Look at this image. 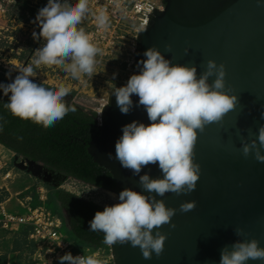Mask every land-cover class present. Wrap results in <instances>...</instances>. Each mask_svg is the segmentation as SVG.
Returning a JSON list of instances; mask_svg holds the SVG:
<instances>
[{
	"label": "clouds",
	"instance_id": "9594fccd",
	"mask_svg": "<svg viewBox=\"0 0 264 264\" xmlns=\"http://www.w3.org/2000/svg\"><path fill=\"white\" fill-rule=\"evenodd\" d=\"M89 16L98 30L109 29L107 9L94 12L90 0H47V5L39 9L36 22L40 32H33V38H43V45L35 51L31 64L19 69L11 83H0V91L8 97L4 103L8 112L48 127L76 111L65 101L70 87L64 84L45 87L33 78L37 75L35 68L41 65L62 67L74 80L93 77L102 50L80 26ZM165 47L171 51L170 44ZM143 55L146 59L139 62L142 65L139 73L131 75L126 85L115 88L112 94L122 114L132 110L131 97L138 96L136 106H143L151 123L133 121L123 126L122 136L115 144V156L109 153L108 158H115L121 167L138 176L140 187L147 195L125 188L119 193L117 203L95 213L89 221V231L102 232L103 243L109 247L129 243L138 246L143 258L151 260L153 253L159 257L164 251L167 236L159 229L165 224L174 228L171 221L177 212L157 197L166 193L187 195L196 189L201 174L200 165L194 161L197 130L203 132L207 125L220 122L239 101L237 95L225 90L226 70L222 63L208 60L206 70L198 76L196 66L174 64L155 46ZM6 75L10 77L11 73ZM210 77H215L211 83ZM261 116L264 118V113ZM258 141L259 147L256 139L250 143L242 140L241 152L245 158L254 152L255 159L264 162L261 152L264 125L258 129ZM149 164L158 166L162 178L140 174ZM195 207V200L185 201L179 211L187 213ZM234 232L237 237L245 235L239 227ZM250 260L264 264V247L257 239H237L222 249L219 264H248ZM59 261L60 264H102L95 255L73 256L71 252L59 257Z\"/></svg>",
	"mask_w": 264,
	"mask_h": 264
},
{
	"label": "water",
	"instance_id": "95a60500",
	"mask_svg": "<svg viewBox=\"0 0 264 264\" xmlns=\"http://www.w3.org/2000/svg\"><path fill=\"white\" fill-rule=\"evenodd\" d=\"M164 1L165 9L155 11L139 32L135 51L139 69V62L146 59L144 52L153 46L174 64L196 66L198 76L206 70L207 61L214 60L225 65V90L237 95L239 102L220 122L207 125L203 132L197 130L194 161L201 174L196 189L187 195L157 197L177 209L171 221L175 227L165 224L159 229L167 236L163 253L159 257L153 253L146 260L140 248L129 243L114 244L113 255L116 264H219L222 249L237 239H257L264 247V162H258L254 152L247 158L241 152L242 140L256 139L259 147L258 129L264 125V0ZM169 44L171 51L165 47ZM214 79L210 77L209 82ZM131 98L132 110L122 114L111 93L99 118L101 132L91 140L89 152L121 190L130 188L147 195L138 176L108 158L109 153L115 156L123 126L133 121L151 123L143 106H136L138 96ZM14 165L48 182L61 185L63 180L54 169L32 158L17 155ZM145 173L162 178L157 165L145 166L140 174ZM64 178L119 196L114 190L65 174ZM192 200L196 201L193 210L179 211L181 203ZM237 227L244 230V236L235 235ZM248 264L261 262L250 260Z\"/></svg>",
	"mask_w": 264,
	"mask_h": 264
},
{
	"label": "rangeland",
	"instance_id": "374dc122",
	"mask_svg": "<svg viewBox=\"0 0 264 264\" xmlns=\"http://www.w3.org/2000/svg\"><path fill=\"white\" fill-rule=\"evenodd\" d=\"M43 7L45 5L42 0H24L19 3L0 0V83H11L19 74V69L31 64L35 57V51L43 45V38H33V32L37 34L40 32L36 16L39 9ZM80 26L88 34L87 21L84 20ZM138 35L134 30L132 33H126L125 42L116 47L114 51L108 50L106 45L94 42L89 36L92 42L102 50V54L97 56L95 72L91 78L83 77L80 80H74L70 74L63 71L62 67L41 65L39 68H35L37 75L33 79L45 87H57L60 84L70 87V94L65 97V100L73 103V100L76 99L91 112H94L92 109L96 110L99 105L109 101L115 88L126 85L130 78L129 75L135 67L131 65V62L134 55L135 39ZM9 72L11 73L10 77L6 75ZM81 104L79 105L82 106ZM4 150V155L10 156L9 158L13 162L9 167L13 177L3 181L2 175L5 170L1 171L0 184L10 188V191L2 192V197L5 196L6 200H9L7 207L11 212H25L20 200L30 197L34 204H44L51 211L54 210L62 218L64 229H68L69 215L61 209L60 203L53 199L52 194L55 190L70 191L104 207L118 202L117 195L65 179L64 174L57 171L56 175H61L63 179L61 185H58L57 181L48 182L43 178L36 177L14 165V157L18 154ZM14 252L18 264H40V261L34 258L36 252L34 244L27 238L13 233L4 235V232L0 230V255L7 256ZM0 264H4V260L1 259Z\"/></svg>",
	"mask_w": 264,
	"mask_h": 264
},
{
	"label": "trees",
	"instance_id": "16d2710c",
	"mask_svg": "<svg viewBox=\"0 0 264 264\" xmlns=\"http://www.w3.org/2000/svg\"><path fill=\"white\" fill-rule=\"evenodd\" d=\"M7 102L8 97L0 91L1 144L23 158L43 162L47 167L74 179L118 193L122 191L111 173L97 164L89 152L91 140L101 132L98 112H87L79 104L66 101L76 111L69 112L54 126L44 127L42 124L13 116L4 108V103ZM52 195L60 203L61 209L69 215V228L64 230L78 250L88 246H106L102 232L89 231V221L97 211L104 210L103 205L64 189H57ZM32 204L36 206L33 202ZM5 234L9 233L4 232ZM15 235L30 241L28 230H21ZM31 243L36 249L35 242ZM1 259L4 264L8 263L7 256L0 255Z\"/></svg>",
	"mask_w": 264,
	"mask_h": 264
},
{
	"label": "built area",
	"instance_id": "2783aa9c",
	"mask_svg": "<svg viewBox=\"0 0 264 264\" xmlns=\"http://www.w3.org/2000/svg\"><path fill=\"white\" fill-rule=\"evenodd\" d=\"M3 1L19 3L24 0ZM42 2L45 6L47 5V0H42ZM165 5L164 0H90V6L94 12L102 8L107 9L111 24L107 31H100L96 28L92 16H89L86 19L89 28L88 35L92 37L94 42L106 45L108 50L114 51L116 47L125 42L126 33H132L134 30L139 34L142 29L147 27L154 12L164 10ZM135 40L134 55L131 62V65L135 67L129 77L140 71L135 61L138 37ZM108 102L99 105L96 110L92 109V111L98 112L100 118ZM73 104L81 103L75 99ZM82 107L85 111L91 112L89 108L83 105ZM11 163L13 164L9 157L0 154V172L5 170L2 175L4 181L13 177L12 170L9 168ZM3 191L6 189L0 187V230L11 234L28 230L30 241L36 244L35 259L40 261V264H60L59 257L67 252H71L73 256L95 255L102 261V264H116L112 247L107 245L102 247L88 246L81 251L78 250L75 243L68 239L62 218L44 204L34 206L30 197L20 200L21 205L26 210L25 212H11L7 207L9 200H6L5 196L2 197Z\"/></svg>",
	"mask_w": 264,
	"mask_h": 264
},
{
	"label": "crops",
	"instance_id": "0c3cea01",
	"mask_svg": "<svg viewBox=\"0 0 264 264\" xmlns=\"http://www.w3.org/2000/svg\"><path fill=\"white\" fill-rule=\"evenodd\" d=\"M1 145V144H0ZM6 149V150H8V151H10V152H13V151H11L10 149H8L7 147H5V146H3V145H1L0 146V154H4L5 153V150L4 149ZM7 156V155H6ZM7 157H10V156H7ZM4 181V180H3ZM0 187H6V190H8V191H10V188H9V186H7V185H1L0 184ZM18 194V193H17ZM7 257H8V264H18L17 263V261H16V254H15V252L14 253H10V254H8L7 255ZM34 258H35V254H34Z\"/></svg>",
	"mask_w": 264,
	"mask_h": 264
}]
</instances>
